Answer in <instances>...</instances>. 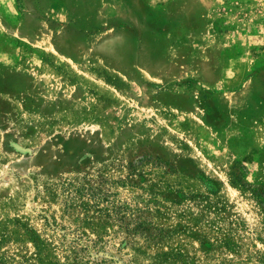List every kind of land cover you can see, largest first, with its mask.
<instances>
[{
	"label": "rangeland",
	"instance_id": "obj_1",
	"mask_svg": "<svg viewBox=\"0 0 264 264\" xmlns=\"http://www.w3.org/2000/svg\"><path fill=\"white\" fill-rule=\"evenodd\" d=\"M260 185L264 0H0V264H264Z\"/></svg>",
	"mask_w": 264,
	"mask_h": 264
},
{
	"label": "trees",
	"instance_id": "obj_2",
	"mask_svg": "<svg viewBox=\"0 0 264 264\" xmlns=\"http://www.w3.org/2000/svg\"><path fill=\"white\" fill-rule=\"evenodd\" d=\"M145 166H150L151 168L154 169H159L161 170L162 174H169L168 172L171 170L169 168L168 163L164 162V161H160L159 158H151L149 156H144L140 159H137L135 163L130 165V172H135L137 173L138 171H142V169H144ZM241 178L239 175H235V177L233 178V185H241ZM243 186V185H242ZM262 187L260 186H256L253 190H250V192L252 193L253 197L257 200H262L264 198V191L260 190ZM245 188V187H244ZM135 232H138L140 234H143L144 236H148L150 231L146 228H143L141 226H138L137 228L134 229Z\"/></svg>",
	"mask_w": 264,
	"mask_h": 264
}]
</instances>
